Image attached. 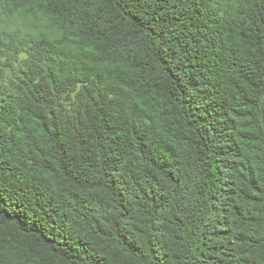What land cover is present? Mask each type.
Wrapping results in <instances>:
<instances>
[{
    "label": "trees",
    "instance_id": "16d2710c",
    "mask_svg": "<svg viewBox=\"0 0 264 264\" xmlns=\"http://www.w3.org/2000/svg\"><path fill=\"white\" fill-rule=\"evenodd\" d=\"M0 264H264V0H0Z\"/></svg>",
    "mask_w": 264,
    "mask_h": 264
},
{
    "label": "rangeland",
    "instance_id": "374dc122",
    "mask_svg": "<svg viewBox=\"0 0 264 264\" xmlns=\"http://www.w3.org/2000/svg\"><path fill=\"white\" fill-rule=\"evenodd\" d=\"M49 22L37 5H0V29L45 31Z\"/></svg>",
    "mask_w": 264,
    "mask_h": 264
}]
</instances>
